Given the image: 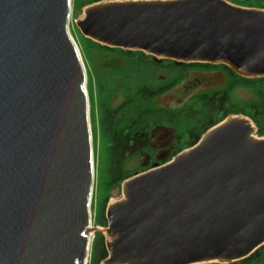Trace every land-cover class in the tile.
<instances>
[{
  "label": "water",
  "instance_id": "water-1",
  "mask_svg": "<svg viewBox=\"0 0 264 264\" xmlns=\"http://www.w3.org/2000/svg\"><path fill=\"white\" fill-rule=\"evenodd\" d=\"M71 0H0V264H235L264 244V138L225 118L169 160L174 127L156 125L155 162L122 184L91 226L93 153L86 71L69 36ZM80 33L109 47L264 76V8L227 0L88 5ZM150 155L140 153V167Z\"/></svg>",
  "mask_w": 264,
  "mask_h": 264
},
{
  "label": "trees",
  "instance_id": "trees-1",
  "mask_svg": "<svg viewBox=\"0 0 264 264\" xmlns=\"http://www.w3.org/2000/svg\"><path fill=\"white\" fill-rule=\"evenodd\" d=\"M99 1L82 0V3L89 5ZM227 1L245 7L264 8V0ZM74 4L75 0L72 9ZM80 36L83 53H96L104 66V73H96L93 77L97 135L101 143L97 154V179L100 177L105 190L98 205L97 200L94 202L97 207L95 225L107 226L108 192L143 171L140 166L128 169L126 163L139 151L148 150L149 133L155 125L175 128L171 156L195 145L209 128L230 115L248 117L256 126L257 135L264 136V76L244 77L225 64L177 62L140 50L109 47ZM210 70L223 73L225 83L222 86L197 92L177 108L156 104V98L179 84L187 72ZM239 89L247 91L249 97H238L236 92ZM118 94L120 101L116 105L111 104V99ZM106 256V240L101 232L95 231L89 264H98ZM235 264H264V244Z\"/></svg>",
  "mask_w": 264,
  "mask_h": 264
},
{
  "label": "rangeland",
  "instance_id": "rangeland-1",
  "mask_svg": "<svg viewBox=\"0 0 264 264\" xmlns=\"http://www.w3.org/2000/svg\"><path fill=\"white\" fill-rule=\"evenodd\" d=\"M105 1H109V0H101L99 2H105ZM110 1H113V0H110ZM73 2L74 0H71V5L73 4ZM87 6L88 5H83L82 0L80 1L75 0L73 9L71 8V14H70V19H69V32L73 38L74 43L77 45L79 49L80 55L82 57L83 65L86 71V90H87V96H88V103L90 107L89 122H90V130H91V145H92V153H93V171H94L93 192H92V198H91V204H90V213H91V226L93 228H96L100 226H97L94 224L95 223L94 216H95V212L97 209L94 202H96L97 200V205H98V203L100 202V199L105 195V190H104L103 183H101L100 177L97 179V154L101 148V143L97 135L98 115L95 114L96 109H94L95 93H94V88H93V77L95 76L96 73L103 74L104 66L101 63L100 57L96 53L84 54L82 51L83 45H82L81 36H80L82 34L80 33L79 29L75 25V21L83 17L84 15L83 11L85 10ZM224 83H225V76L219 70L190 71L185 74L184 79L179 84L174 86L167 93L158 96L156 98V104L162 107H166V108H177V107H180L189 97H191L195 93L220 87ZM194 84H197V85H194ZM236 95L240 98L249 97V93L245 91L244 89L237 90ZM120 99L121 97L119 94L114 96L111 99V104L116 105L120 101ZM230 117H242V118L248 119L251 123H253L248 117H245L243 115H230L227 118H230ZM253 126L255 127L254 128L255 132L253 133L254 137L264 138V136L257 135L256 133L257 128L254 125V123H253ZM140 153L141 152L139 151L136 155H133L131 158H129V160L126 163V168L135 169L138 166H140ZM102 156H103V152L101 154V158ZM172 157L174 156H171V153H170V156L166 160H169ZM150 167H151V164L148 163L147 167L142 168V169L143 171H146ZM122 184L123 182L120 185L113 187L108 192L109 198H108L107 204H109L110 202L109 200L112 197L116 199L115 202L123 198ZM106 224H107V220H106ZM105 227H100V228L104 230ZM101 233L103 234L105 240L108 241L106 239L105 232L101 231ZM93 237H94V232L91 233V238H90L91 243H90L89 255L87 257L86 264H89L90 250H91V244H92ZM215 263H218V262H215ZM202 264H208V263H202Z\"/></svg>",
  "mask_w": 264,
  "mask_h": 264
},
{
  "label": "flooded vegetation",
  "instance_id": "flooded-vegetation-1",
  "mask_svg": "<svg viewBox=\"0 0 264 264\" xmlns=\"http://www.w3.org/2000/svg\"><path fill=\"white\" fill-rule=\"evenodd\" d=\"M174 141V140H173ZM173 141L171 143V145L173 146ZM141 152H147L149 155H150V164H152L153 162H155V154L158 152V153H162L161 150L159 148H156V147H153V146H150V139H148V150L147 151H141Z\"/></svg>",
  "mask_w": 264,
  "mask_h": 264
},
{
  "label": "bare ground",
  "instance_id": "bare-ground-1",
  "mask_svg": "<svg viewBox=\"0 0 264 264\" xmlns=\"http://www.w3.org/2000/svg\"><path fill=\"white\" fill-rule=\"evenodd\" d=\"M68 32H69V30H68ZM69 36H70V38L73 40V38H72V36L70 35V32H69ZM74 42V41H73ZM250 122V121H249ZM251 123V122H250ZM251 125H253V123H251ZM91 131V130H90ZM110 202H109V204H112V203H114L115 201H116V199L114 198V197H112V198H110V200H109ZM105 235H106V239L107 240H110L112 237L110 236V235H108L107 233H105ZM90 238H91V235H90Z\"/></svg>",
  "mask_w": 264,
  "mask_h": 264
}]
</instances>
